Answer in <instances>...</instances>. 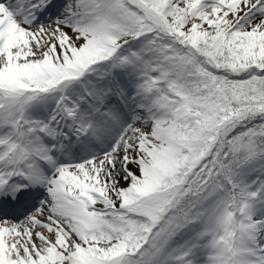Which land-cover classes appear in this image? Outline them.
I'll return each mask as SVG.
<instances>
[{"label": "snow or ice", "instance_id": "obj_1", "mask_svg": "<svg viewBox=\"0 0 264 264\" xmlns=\"http://www.w3.org/2000/svg\"><path fill=\"white\" fill-rule=\"evenodd\" d=\"M0 264H264V0H0Z\"/></svg>", "mask_w": 264, "mask_h": 264}]
</instances>
